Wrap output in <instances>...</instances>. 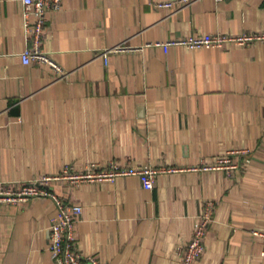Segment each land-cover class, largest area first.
I'll return each instance as SVG.
<instances>
[{
  "label": "crops",
  "instance_id": "0c3cea01",
  "mask_svg": "<svg viewBox=\"0 0 264 264\" xmlns=\"http://www.w3.org/2000/svg\"><path fill=\"white\" fill-rule=\"evenodd\" d=\"M61 0L41 49L63 71L20 53V0H0V183L67 168L157 170L112 180L61 178L48 189L82 211L75 248L98 264H181L204 202L214 211L193 264H264V0ZM253 35L245 45L190 49L157 42L189 33ZM125 46L109 52L114 46ZM233 151L230 175L201 170ZM195 167V168H194ZM49 197L0 206V264H55Z\"/></svg>",
  "mask_w": 264,
  "mask_h": 264
},
{
  "label": "built area",
  "instance_id": "2783aa9c",
  "mask_svg": "<svg viewBox=\"0 0 264 264\" xmlns=\"http://www.w3.org/2000/svg\"><path fill=\"white\" fill-rule=\"evenodd\" d=\"M20 2L24 30L28 39V44L20 53L22 62L28 64L31 60H35L38 63L48 64L56 72L63 71L61 67L41 49L47 12L60 8L61 0H20ZM187 2L188 0H166L155 4V7L173 10L175 7L183 6ZM259 38L260 36L253 35L226 36L221 34L193 32L180 38H172L157 42L155 45H160L164 51H167L170 46H183L190 49H198L222 47L225 43L245 45ZM124 47L125 46L117 45L106 49L102 53L104 59L109 52H116ZM233 153V151L224 152L216 156L212 162L208 163L203 161L198 168L201 170H222L225 174L230 175L238 166V162L233 157ZM156 172V169L149 166H143L135 170L121 169L112 162L107 168L82 173L69 172L67 168H64L59 174L42 175L35 180L21 183L18 186L0 183V206L21 204L34 197H51L57 205V212L52 218L49 226L50 238L48 250L55 264H98L94 258H83L75 248V230L78 216L82 211L81 205L78 203L65 202L48 189V184L53 180L61 178H69L73 181L92 179L112 180L118 175L136 173L140 177L142 187L150 190L154 185ZM213 211V202L209 201L202 204L200 213L195 219L191 236L184 244L183 249L179 252L181 264H193L203 254V239L209 222L211 221ZM251 234L259 236L264 240V228L252 229ZM261 256L264 259V250Z\"/></svg>",
  "mask_w": 264,
  "mask_h": 264
},
{
  "label": "trees",
  "instance_id": "16d2710c",
  "mask_svg": "<svg viewBox=\"0 0 264 264\" xmlns=\"http://www.w3.org/2000/svg\"><path fill=\"white\" fill-rule=\"evenodd\" d=\"M18 185H20V184H13V186H18Z\"/></svg>",
  "mask_w": 264,
  "mask_h": 264
}]
</instances>
